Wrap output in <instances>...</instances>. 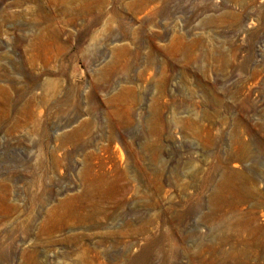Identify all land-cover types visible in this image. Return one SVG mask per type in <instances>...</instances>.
I'll use <instances>...</instances> for the list:
<instances>
[{
	"label": "rangeland",
	"instance_id": "1",
	"mask_svg": "<svg viewBox=\"0 0 264 264\" xmlns=\"http://www.w3.org/2000/svg\"><path fill=\"white\" fill-rule=\"evenodd\" d=\"M0 264H264V0H0Z\"/></svg>",
	"mask_w": 264,
	"mask_h": 264
},
{
	"label": "crops",
	"instance_id": "2",
	"mask_svg": "<svg viewBox=\"0 0 264 264\" xmlns=\"http://www.w3.org/2000/svg\"><path fill=\"white\" fill-rule=\"evenodd\" d=\"M7 118L3 119L2 121H0V126L4 123V121L6 120Z\"/></svg>",
	"mask_w": 264,
	"mask_h": 264
}]
</instances>
